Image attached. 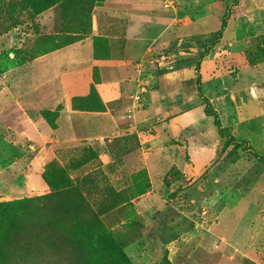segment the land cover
I'll use <instances>...</instances> for the list:
<instances>
[{
	"label": "rangeland",
	"instance_id": "1",
	"mask_svg": "<svg viewBox=\"0 0 264 264\" xmlns=\"http://www.w3.org/2000/svg\"><path fill=\"white\" fill-rule=\"evenodd\" d=\"M56 1L39 11L44 0H0V179L10 183L0 184V202L55 193L52 199L68 202L78 217L59 219L61 226L81 234L102 224L132 264H264V165L228 146L231 153L221 151L195 179L167 161L155 162L146 146L157 130L144 121L142 97L157 86L146 82L156 67L131 43L152 27L132 24L138 17L128 13L147 0ZM174 1L190 19L200 15V1L211 4L215 19L231 2ZM217 26L220 21H212L209 30ZM220 44L211 69L264 64V0H249L246 16L230 22ZM122 60L132 69L120 71ZM260 75L248 101L257 122L241 130L264 156V71ZM12 147L24 153L5 158ZM234 158L238 162L229 163ZM221 162L229 166L224 171L215 168ZM29 172L41 185L29 181ZM150 193L157 201L146 207ZM45 203H34L31 223L38 233L50 220ZM75 233L76 258L89 264ZM32 243L10 255L11 264H75L61 254L51 258L55 247L47 237Z\"/></svg>",
	"mask_w": 264,
	"mask_h": 264
},
{
	"label": "crops",
	"instance_id": "2",
	"mask_svg": "<svg viewBox=\"0 0 264 264\" xmlns=\"http://www.w3.org/2000/svg\"><path fill=\"white\" fill-rule=\"evenodd\" d=\"M200 4L202 6L200 15L196 19L181 17L180 8H171L173 13L171 10L164 12L157 0L136 3L128 13L138 17L130 19L132 24L142 27L148 24L152 27L147 35L138 32L134 43H131L137 44L138 48L134 49L140 52L142 59L149 54L156 67L146 82L157 86L150 90L146 89L147 92L142 97L148 107V116L144 121L154 125L157 130L153 137L146 140V146L152 152L155 162L167 161L175 165L184 176L195 179L200 178V171L218 159L221 144L213 118L205 115L202 99L196 97L200 88L197 79H201V89L206 86L204 95L210 98L218 110L223 125L231 129L237 138L248 139L242 136L241 128L257 122L250 113L248 101L255 85L254 79L260 74L262 76L264 71V64L258 67L236 65L226 72L222 69H211L213 56L223 45L216 46L208 54L205 53L204 45L212 41L214 33L219 29L217 26L216 29L209 30V25L212 21L218 25L220 19L219 17L215 19L213 13H208L211 7L209 2L200 1ZM114 18L119 20L117 17ZM96 31H99L98 26ZM235 37L234 34V40L239 42ZM234 43L231 41L229 44L232 46ZM202 54L205 55L200 64L199 57ZM122 61L120 71L132 69L126 60ZM124 72L128 73L125 70ZM144 83L145 81H141L138 87L144 89ZM225 117L229 119L228 122ZM53 133L55 134L54 130ZM66 135L71 136V132L67 131ZM3 153H6L8 156L5 158H8L11 154H23L24 150L22 147H12ZM16 165L18 163L14 162L11 166ZM156 167L158 164L153 168L157 169ZM227 167L229 166L225 162L215 166L216 169H223L222 171ZM29 173H32L31 177L25 175L29 181L41 185L37 174ZM19 176L14 184H19ZM4 179L1 177L0 184L9 187L10 183ZM148 196L143 199L146 207L157 201L153 194L150 193ZM252 208L248 207L244 214ZM212 232L213 228L210 233Z\"/></svg>",
	"mask_w": 264,
	"mask_h": 264
},
{
	"label": "trees",
	"instance_id": "3",
	"mask_svg": "<svg viewBox=\"0 0 264 264\" xmlns=\"http://www.w3.org/2000/svg\"><path fill=\"white\" fill-rule=\"evenodd\" d=\"M56 2V0H44V3L39 7V11L46 10L50 5ZM248 4L249 0H231L220 18V28L214 33V38L209 47L207 46L205 48V52H208L220 44L230 22L246 16ZM257 78L254 79L255 82ZM197 82L200 84L198 91L204 105L205 115L213 118L214 125L221 138L218 153L220 154L221 151L227 154L231 153L228 149V146H231L235 150H241L247 153L260 164L264 165V156L257 152L250 140L237 138L232 134L231 129L223 125L218 110L215 108L210 98L204 95L201 89V79L198 78ZM233 160V162L231 161L229 163L236 164L239 158H234ZM44 175L46 176L47 172H45ZM145 192L146 191L143 190L139 195ZM54 196H56L55 193L37 198L36 200L19 199L9 202H0V264H11L10 255L17 254L20 247L26 248V246H29L28 248H31L32 246L30 245H33V238L37 237H42V239L47 237L53 248L55 247L51 258H57L59 254H61L71 258L75 264H80L79 260L76 258L79 253H76L77 249L72 244L75 232H71L59 223V219L68 223L77 221L78 217L75 215V212L68 202L65 204L64 202H59V200L52 199ZM36 202L39 204L46 202L45 204L48 206L47 210H49L46 214L50 220L48 223H45V225L41 226L40 233L35 230L33 223H31V218L34 217L38 208L35 207L36 204L34 203ZM23 217H30V221L21 224L19 220ZM76 235L82 242V251L86 255V258L89 259V264H106V261L108 264H132L128 263L126 259L120 256L121 249L119 244L116 242L112 232L107 230L102 224L96 227L93 226V228L87 229L81 232V234L77 233ZM108 251L114 253L117 257L115 258L112 255H108ZM24 254H26V251L21 254L20 257ZM27 254H30L28 250Z\"/></svg>",
	"mask_w": 264,
	"mask_h": 264
},
{
	"label": "built area",
	"instance_id": "4",
	"mask_svg": "<svg viewBox=\"0 0 264 264\" xmlns=\"http://www.w3.org/2000/svg\"><path fill=\"white\" fill-rule=\"evenodd\" d=\"M165 8H175V1L174 0H165L164 3Z\"/></svg>",
	"mask_w": 264,
	"mask_h": 264
}]
</instances>
